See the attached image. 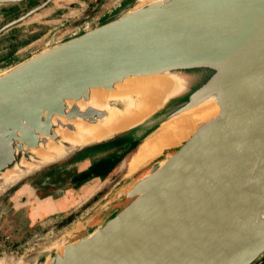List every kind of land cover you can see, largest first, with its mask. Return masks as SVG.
<instances>
[{"label": "water", "instance_id": "1", "mask_svg": "<svg viewBox=\"0 0 264 264\" xmlns=\"http://www.w3.org/2000/svg\"><path fill=\"white\" fill-rule=\"evenodd\" d=\"M52 1L10 20L0 34ZM165 72L181 73L191 83L135 129L70 147L65 155L110 142L113 161L124 165L145 137L185 110L214 96L218 114L200 122L179 146L127 170L117 187L23 264L263 262L264 0L124 4L102 22L1 70L0 175L24 168V161L36 163L31 149L47 147L50 139L61 142L59 127L76 130L78 118L97 122L106 116L105 110L78 105L93 89L114 90L131 76ZM57 160L38 162L0 188V198Z\"/></svg>", "mask_w": 264, "mask_h": 264}, {"label": "crops", "instance_id": "2", "mask_svg": "<svg viewBox=\"0 0 264 264\" xmlns=\"http://www.w3.org/2000/svg\"><path fill=\"white\" fill-rule=\"evenodd\" d=\"M43 1L23 0L14 4L12 11L4 10L0 14L6 12L9 15L10 12L8 11L14 13L17 10L14 13L15 16L8 19L10 21L26 12L20 11L22 4L24 7L27 6L26 8L29 10ZM67 1H65V6L64 3L59 4L53 0L51 4L0 34V70L16 64L35 52L37 48L40 49L52 42L61 41L63 37L60 38L59 33L64 35V38L73 35L70 30L66 31V25L74 22L78 24V22L86 19L85 10H88L93 3L92 0ZM73 2L80 4L82 10L79 8L70 10V6L67 5ZM99 2L97 1L94 5L100 9ZM137 2L138 0H118L115 8ZM63 6L68 7L70 12L68 11L69 15L62 14V18H59L57 13ZM78 10L79 12H77ZM105 16L106 14L103 17ZM113 147L114 144L110 142L90 145L77 149L61 159L35 170L30 174L31 176L28 175L19 181L3 199L2 205L7 206V208L0 214V222L5 218H12L11 227L21 233L24 222H29L30 225L35 222L45 223L56 215L64 214V218L60 222L55 221L56 225L43 231L49 232L56 229L61 230L84 215L89 210L88 206L101 198L105 194L104 190L109 188L116 181V178L118 179L123 173V161H113L116 157L113 155ZM109 150L111 152H108ZM99 157L108 158L112 161H99ZM104 164L110 165V168H106L107 166ZM64 189L67 190L63 194L59 193ZM5 210L7 211L6 214ZM35 234L30 232L29 236L32 238ZM29 236L26 235L27 238ZM6 237H9V234ZM26 240L24 238V241Z\"/></svg>", "mask_w": 264, "mask_h": 264}, {"label": "bare ground", "instance_id": "3", "mask_svg": "<svg viewBox=\"0 0 264 264\" xmlns=\"http://www.w3.org/2000/svg\"><path fill=\"white\" fill-rule=\"evenodd\" d=\"M201 73L206 75V72ZM190 81L187 76L181 73L165 72L131 76L119 83L118 88L114 90L93 89L90 99L80 100L78 105L81 109L91 106L105 110L107 115L97 122H88L78 118L73 121L77 126L76 130L59 127L57 130L62 135V141L58 143L50 139L47 147L32 148V152L37 153L39 157L36 163L24 161L22 163L24 168L18 165L13 169L3 171L0 175V178L3 179L0 188L20 179L32 167L33 169L37 168L38 162L49 163L61 159L70 147L102 141L115 134L135 129L164 108L168 101H172L185 91L190 85ZM110 98L114 99V102L122 103L121 106L116 103L112 104ZM219 110L215 97L212 96L164 122L140 142L137 150L127 161L128 172L132 173L146 166L150 160L163 154L166 148L182 144L193 134L200 122L217 115ZM164 161L165 159L161 160L160 164ZM9 263L11 262L9 261Z\"/></svg>", "mask_w": 264, "mask_h": 264}, {"label": "rangeland", "instance_id": "4", "mask_svg": "<svg viewBox=\"0 0 264 264\" xmlns=\"http://www.w3.org/2000/svg\"><path fill=\"white\" fill-rule=\"evenodd\" d=\"M54 1L59 3V4L64 3L66 6L65 1H67V0H54ZM97 1H100L99 2V5L101 6L100 9L95 7V5H94L97 3ZM146 1H148V0H138V2L134 5L138 6V5H140ZM117 2H118V0H92L93 4L91 5V7H89V9L87 8L88 10H85V16L87 15L86 19L82 20L81 22H78V24H77V22L67 24L66 25L67 30L66 29L65 30L66 31L70 30V32H72L74 35L75 33L78 34L82 31H84L85 29L102 22L104 19L109 18L110 15L113 14V12H116L115 9H117V8H115V6H116ZM65 6H63L62 9L58 11L57 14H58L59 18H62V14H65V16L69 15L68 11L70 12V10H76L77 8L82 10V7L80 6V4H77L76 2H73L70 5L69 4L67 5V6H70V10H68L69 8L65 7ZM8 7H9L8 4H0V12H3L4 10H8ZM26 7L27 6L24 7V4H22V9H20V11H23V12L27 11L28 9ZM16 11H14V13H16ZM8 12H10L9 15H7L8 13H6V12L2 13L4 15L0 14V27H2L4 24H6L5 22H7L9 18H13L15 16V14L11 13V11H8ZM77 12H79V10ZM105 14H106V16L103 17ZM65 30H63V31L66 32ZM58 36L60 38L63 37L62 39L66 38V37L64 38V35H61L60 33ZM53 43H55V42H52L51 44H53ZM37 49H39V48H37ZM4 69L5 68H3L1 70H4ZM131 155L132 154L130 153L128 155V157H130ZM128 157H127V159H128ZM127 159L124 160V165H123L124 168L122 170L123 171L122 175H120L118 177V179L116 177H114V178H116V181L114 183H112L109 186V188L104 190L105 193L108 190H111L112 188L114 189L115 187H117L119 185L118 181L123 179V176L125 175V173L128 170ZM65 190H67V189L62 190L59 193L63 194ZM4 198L3 197L0 198V214L3 213L5 208H7V206L2 205L3 204L2 201ZM100 199L101 198H98V200H95L96 202H92L93 204H90L88 206L89 209L91 208V206H93L95 203H97ZM5 204H7V202H5ZM6 210H5V214L7 212ZM8 212H10V211H8ZM4 215H3V217H4ZM22 218H23V216H22ZM62 218H64V214L56 215V216L50 218L49 221H45V223H43V222L37 223L35 221H32L35 223H33V225H30L29 222H24L23 228H22L23 232H21V233L14 230L13 227H11V219L12 218L3 219L0 222V258H5V260L3 261L4 263L2 262V264H12V263L23 264L24 261L27 260L26 258H28L29 255L32 254V252H35V250H38L39 248H41L40 245H44V244L49 245V244H51V242L55 241L59 237V235L61 234V233L58 234L60 230H57L56 228H52V229H56V230H51L49 232H43V231L54 226V225H56L54 222L55 221L60 222ZM59 222H57V223H59ZM49 225H51V226H49ZM30 232L36 233L35 234L36 237L34 236L31 238L29 236ZM8 234H9V237H6ZM26 235L29 236L30 238L29 237L27 238ZM5 237H6V239H5ZM24 238L27 240L24 241ZM8 256L10 257V259ZM9 261L11 263H9Z\"/></svg>", "mask_w": 264, "mask_h": 264}, {"label": "flooded vegetation", "instance_id": "5", "mask_svg": "<svg viewBox=\"0 0 264 264\" xmlns=\"http://www.w3.org/2000/svg\"><path fill=\"white\" fill-rule=\"evenodd\" d=\"M10 7L8 8V10H11V9H13L14 8V6L13 5H9ZM5 239H6V237H5Z\"/></svg>", "mask_w": 264, "mask_h": 264}, {"label": "trees", "instance_id": "6", "mask_svg": "<svg viewBox=\"0 0 264 264\" xmlns=\"http://www.w3.org/2000/svg\"><path fill=\"white\" fill-rule=\"evenodd\" d=\"M104 165L107 166L106 164H104ZM106 168H110V165H108ZM261 264H264V259H263V262Z\"/></svg>", "mask_w": 264, "mask_h": 264}]
</instances>
